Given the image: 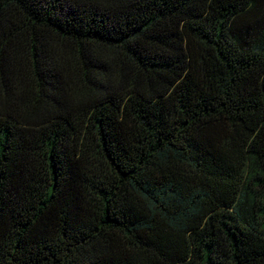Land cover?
Returning a JSON list of instances; mask_svg holds the SVG:
<instances>
[{
    "label": "trees",
    "instance_id": "16d2710c",
    "mask_svg": "<svg viewBox=\"0 0 264 264\" xmlns=\"http://www.w3.org/2000/svg\"><path fill=\"white\" fill-rule=\"evenodd\" d=\"M0 264H264V0H0Z\"/></svg>",
    "mask_w": 264,
    "mask_h": 264
}]
</instances>
